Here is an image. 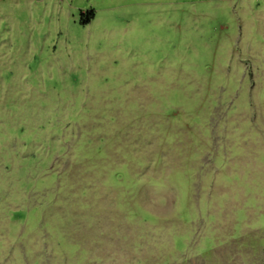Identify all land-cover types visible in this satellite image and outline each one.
<instances>
[{
	"label": "rangeland",
	"instance_id": "1",
	"mask_svg": "<svg viewBox=\"0 0 264 264\" xmlns=\"http://www.w3.org/2000/svg\"><path fill=\"white\" fill-rule=\"evenodd\" d=\"M0 264H264V0H0Z\"/></svg>",
	"mask_w": 264,
	"mask_h": 264
},
{
	"label": "trees",
	"instance_id": "2",
	"mask_svg": "<svg viewBox=\"0 0 264 264\" xmlns=\"http://www.w3.org/2000/svg\"><path fill=\"white\" fill-rule=\"evenodd\" d=\"M87 15L89 16V21L87 23H91L92 19H94V17H95V13L94 12H90Z\"/></svg>",
	"mask_w": 264,
	"mask_h": 264
}]
</instances>
